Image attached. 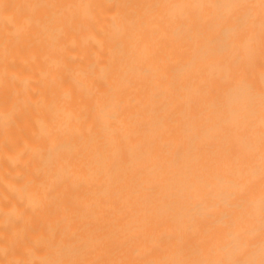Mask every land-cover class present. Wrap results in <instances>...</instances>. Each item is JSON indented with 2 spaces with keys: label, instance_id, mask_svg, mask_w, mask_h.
Masks as SVG:
<instances>
[{
  "label": "bare ground",
  "instance_id": "obj_1",
  "mask_svg": "<svg viewBox=\"0 0 264 264\" xmlns=\"http://www.w3.org/2000/svg\"><path fill=\"white\" fill-rule=\"evenodd\" d=\"M0 264H264V0H0Z\"/></svg>",
  "mask_w": 264,
  "mask_h": 264
}]
</instances>
